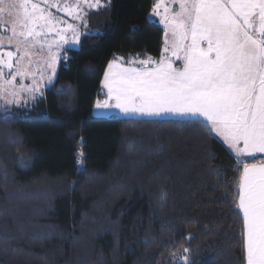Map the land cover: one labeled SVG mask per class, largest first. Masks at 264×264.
I'll return each mask as SVG.
<instances>
[{"label":"trees","instance_id":"obj_1","mask_svg":"<svg viewBox=\"0 0 264 264\" xmlns=\"http://www.w3.org/2000/svg\"><path fill=\"white\" fill-rule=\"evenodd\" d=\"M155 0H109L54 82L0 110V264H245L240 161L200 120L93 115L114 57L158 58ZM81 168L78 167V160Z\"/></svg>","mask_w":264,"mask_h":264},{"label":"crops","instance_id":"obj_2","mask_svg":"<svg viewBox=\"0 0 264 264\" xmlns=\"http://www.w3.org/2000/svg\"><path fill=\"white\" fill-rule=\"evenodd\" d=\"M156 7L163 5L155 0L154 10ZM188 8L190 16L182 31L163 29L162 51L165 39L173 48L187 45L194 49L193 54L184 52L187 59L175 74L177 71L205 74L199 82L194 79L185 85L180 82L182 98L197 102L195 107L200 114L189 109L188 113L158 119H199L237 160L263 159L264 46L258 38L264 37V0H197ZM169 18L160 17L161 25H167ZM180 39L182 43L178 44ZM121 58L133 59L136 67H146L140 61L148 66L153 64L151 57ZM163 65L161 55L154 58V72L159 70L161 77L173 72ZM179 87L166 80L156 95L167 92L174 102L180 99ZM155 91L154 87V98ZM238 208L244 222L245 264H264V160L242 170Z\"/></svg>","mask_w":264,"mask_h":264},{"label":"rangeland","instance_id":"obj_3","mask_svg":"<svg viewBox=\"0 0 264 264\" xmlns=\"http://www.w3.org/2000/svg\"><path fill=\"white\" fill-rule=\"evenodd\" d=\"M156 1L163 7L155 8L156 17L153 11L151 21L161 25L159 18L170 16L167 25L161 27L182 31L190 16L188 6L197 0ZM108 4L109 0H0V110L26 107L41 98L45 88L54 82L60 62L65 60L64 51L78 49L83 36L98 34L90 30L89 13L106 8ZM164 43L163 66L173 72L161 77L159 70L154 72V59L149 66L138 61L146 66L142 68L136 67L133 59L114 57L104 72L101 82L104 96L95 103L94 116L158 119L188 113L189 109V112L198 110L200 114V109L195 107L197 102L182 98L181 86L193 79L199 82L205 74L197 71H182L183 74L177 71L175 74L187 59L184 52L193 54L194 49L187 45L173 48L167 39ZM125 61L129 63L122 64ZM166 80L180 86L177 92L180 99L170 101L167 92L163 96L156 95ZM77 165L81 168L80 159Z\"/></svg>","mask_w":264,"mask_h":264},{"label":"built area","instance_id":"obj_4","mask_svg":"<svg viewBox=\"0 0 264 264\" xmlns=\"http://www.w3.org/2000/svg\"><path fill=\"white\" fill-rule=\"evenodd\" d=\"M258 40L260 41L261 45L264 46V37H259Z\"/></svg>","mask_w":264,"mask_h":264}]
</instances>
